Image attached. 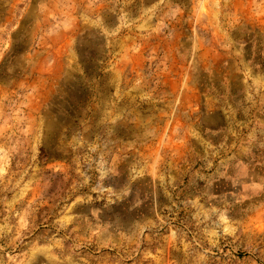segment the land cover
I'll use <instances>...</instances> for the list:
<instances>
[{
  "label": "rangeland",
  "instance_id": "1",
  "mask_svg": "<svg viewBox=\"0 0 264 264\" xmlns=\"http://www.w3.org/2000/svg\"><path fill=\"white\" fill-rule=\"evenodd\" d=\"M0 264H264V0H0Z\"/></svg>",
  "mask_w": 264,
  "mask_h": 264
}]
</instances>
